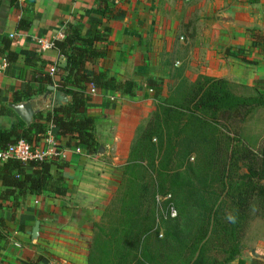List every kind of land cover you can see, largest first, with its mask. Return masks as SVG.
Segmentation results:
<instances>
[{"label": "trees", "instance_id": "16d2710c", "mask_svg": "<svg viewBox=\"0 0 264 264\" xmlns=\"http://www.w3.org/2000/svg\"><path fill=\"white\" fill-rule=\"evenodd\" d=\"M96 3L108 22L124 16L125 12L108 0ZM29 26V22H19V28ZM104 37V33L84 36L76 26L64 25L63 40L51 41L53 49L64 58V66L58 67L53 76L41 68L39 77L33 80L38 89L25 86L20 98L14 95V102L42 94L47 86H53L69 101L38 115L26 128L11 109L1 105L0 98V117L8 121V126L0 128V152L20 140L38 145L48 131L56 141L57 152L61 142L69 149L97 152L95 120L87 113L90 87L125 96H132L135 91L133 82H120L95 70L106 57V49L100 46L108 44ZM259 40L264 44V35ZM13 46L0 34V59L7 64L17 60L11 51ZM90 67L93 70L88 75ZM147 86L156 98L160 93L158 86L153 81H148ZM182 90L178 88L158 106L133 141L127 177L116 190L121 192L119 203L107 206L101 222L94 224L87 264H230L240 256L241 239L252 212L264 220V139L257 150H252L238 140L234 143L222 136L217 128L220 122L243 124L254 109L264 108V80L254 82L255 95L246 97L231 93L226 81L206 77H199ZM239 132L233 130L236 136ZM172 135L176 141H172ZM176 145L180 149L175 153ZM196 147H203L204 151V168L198 174L200 187L197 194L188 191L180 196L183 186L178 172L170 176L171 156L180 154L186 159ZM67 167L65 161L56 157L27 163L8 159L0 163V201L15 192L19 196L48 193L63 197L59 171ZM53 168L57 170L55 180ZM167 195L177 197V202L181 199L179 216L174 220L157 215L156 196ZM195 206L197 214L193 215L197 219L191 220L187 213Z\"/></svg>", "mask_w": 264, "mask_h": 264}, {"label": "crops", "instance_id": "0c3cea01", "mask_svg": "<svg viewBox=\"0 0 264 264\" xmlns=\"http://www.w3.org/2000/svg\"><path fill=\"white\" fill-rule=\"evenodd\" d=\"M108 1L119 6L124 16L108 22L96 0H0V34L14 43L11 51L17 55L15 63L0 59L1 105L20 103L14 102V95L20 98L25 86L38 89L33 80L41 68L64 66L56 50L41 47L63 40L66 24L76 26L84 36L104 33L108 44L100 46L107 53L95 70L135 84L132 96L96 89L89 94L87 113L95 120L99 148L92 154L60 143L56 158L68 164L59 171L63 197L15 192L0 201V264H85L87 251L80 248L83 228L98 222L100 191L128 158L139 121L154 110L148 81L158 86L164 100L180 81L173 72L180 70L187 72L191 84L199 77L224 80L238 96L255 95L254 82L264 80V44L259 40L264 35V0H197V5L184 0ZM185 16L192 22L187 24ZM21 20L30 26L19 28ZM186 31L190 39L181 34ZM157 33L161 40H154ZM92 70L87 69L88 75ZM5 123L0 117V128L8 126ZM263 139L264 133L259 141ZM43 146L44 141L37 145L39 150ZM56 171L51 170L54 180ZM2 191L0 183V195ZM36 222L39 232L33 241ZM239 261L264 264V234L252 246H242L239 258L230 264Z\"/></svg>", "mask_w": 264, "mask_h": 264}, {"label": "rangeland", "instance_id": "374dc122", "mask_svg": "<svg viewBox=\"0 0 264 264\" xmlns=\"http://www.w3.org/2000/svg\"><path fill=\"white\" fill-rule=\"evenodd\" d=\"M183 2L185 4L195 3L197 5V0H193V2L192 0H184ZM185 17L186 18H184V20L185 22H187V24L192 22V19L190 17H187V16ZM162 19H166V18L164 17ZM196 23H197V20H196ZM189 33H190L189 31L188 32L186 31L181 34L188 36L190 39L191 35ZM152 35L153 34H149V36H152ZM157 39L161 40L160 37L158 38V33L157 35L155 34L154 40H157ZM182 42L183 43L186 42L185 38H183ZM54 67H56V72H58L59 71L58 66H54ZM187 75L188 74L186 71L180 70L177 72H173V76L177 77V79H179L180 81L178 82L177 86L170 91V95L174 93L178 88H183L182 91H184L189 85H191V83L187 81ZM244 96L246 97V95ZM167 99L163 100L160 94H158L156 98L154 97L153 99L154 100L153 102L154 110L147 117L139 121L137 135H139L142 129L148 125L149 121L155 115L156 110H158V106L160 104H163ZM263 126H264V110L257 109V108L251 113V115L245 120L243 124H238V123H233V124L226 123L225 124L224 123L223 125V122H220L219 124H217V128L218 130H220L222 136H227L230 139V141H233L234 143H236V141L238 140L242 146H246L252 150H257L262 142L261 140L259 141V139L263 136V133H264ZM235 128L238 131H240L238 136H236L233 133V130ZM181 138L182 136L179 138L177 142H179ZM200 138L201 136L199 137V139ZM173 140H175V138L172 135V141ZM179 149H180V145H176L175 153L179 152L177 151ZM130 150H131V147H130ZM203 153H204L203 147L202 148L196 147V149L186 159L180 158V154L178 156H176L175 154L171 156V163L169 165V168L171 169L170 176L176 175L174 173L178 172L177 178L179 181H182V186H183L180 196L184 195L185 192H188V191H192L197 194V189H199L200 187L198 183V174L202 170V168H204ZM120 164H122L120 168H115L113 173H111V175L108 174L109 176H111L110 182L107 181L106 182L107 187L103 188L100 191L101 192V195H100L101 203L99 204L100 207L98 208V216H96L97 218L99 217V220L98 222L94 224H98L101 222L103 212L107 206L115 204V202L119 203L121 192H116V190L118 189V186L124 185L123 183H124L125 178L127 177V172H128L127 167H126V165L128 164V158L125 161L124 160L121 161ZM213 188H216V184H214ZM168 197L170 198L166 199ZM187 199L191 203V199L189 198ZM180 200L181 199H178V202ZM156 202H157L156 207L158 209V214H157L158 216H163V215L165 216L166 215L165 212L167 211V208L169 205H172L174 207L175 211L177 212V217L179 216V212H178L179 203L177 202V197L174 198V195H167L165 197L156 196ZM195 208L196 209L192 207L191 210L187 213V216H190V219L191 218L197 219L195 216L197 214V206H195ZM94 224L88 225V228H85V227L83 228V240L80 243L82 247L80 248L87 251L85 264H87L88 250H89V246L91 244V240L93 236ZM263 234H264V220L258 217V215H256V211L255 212L253 211L252 219L248 223V226L246 230L244 231L243 237L241 239L242 246L244 248H248L249 246H252L256 242V239L259 238Z\"/></svg>", "mask_w": 264, "mask_h": 264}, {"label": "built area", "instance_id": "2783aa9c", "mask_svg": "<svg viewBox=\"0 0 264 264\" xmlns=\"http://www.w3.org/2000/svg\"><path fill=\"white\" fill-rule=\"evenodd\" d=\"M61 38L63 36H60ZM43 51L53 49L52 43H44L41 47ZM61 57V56H59ZM63 58V57H61ZM64 59V58H63ZM4 68H1L3 70ZM56 67H51L48 71L50 76L56 74ZM95 92L94 87H90V94ZM113 100L112 98L110 99ZM44 148L38 149L37 145L29 144L23 140L18 141L16 144L9 146L5 151L0 152V163L7 161L8 159L18 160L22 163H27L28 161L38 160L42 161L44 159H50L49 157H59L60 152L56 150V141L50 131L44 136ZM79 151V149L77 150ZM170 197L166 198L169 199ZM163 218L165 220H174L177 217V212L172 205H169L167 211L165 212Z\"/></svg>", "mask_w": 264, "mask_h": 264}, {"label": "water", "instance_id": "95a60500", "mask_svg": "<svg viewBox=\"0 0 264 264\" xmlns=\"http://www.w3.org/2000/svg\"><path fill=\"white\" fill-rule=\"evenodd\" d=\"M66 103L67 99L63 96V93L56 91L53 86H47L44 93L24 102L9 104L8 108L24 122L26 128H29L38 115L45 114L52 107ZM38 232L39 223L36 222L31 234L33 241L38 238ZM252 254L255 255L254 251H252Z\"/></svg>", "mask_w": 264, "mask_h": 264}]
</instances>
